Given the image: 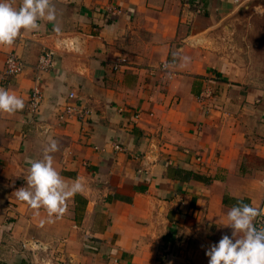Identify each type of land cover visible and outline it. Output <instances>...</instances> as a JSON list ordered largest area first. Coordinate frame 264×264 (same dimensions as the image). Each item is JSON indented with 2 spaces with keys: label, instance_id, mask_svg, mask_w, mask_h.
Returning a JSON list of instances; mask_svg holds the SVG:
<instances>
[{
  "label": "crops",
  "instance_id": "0c3cea01",
  "mask_svg": "<svg viewBox=\"0 0 264 264\" xmlns=\"http://www.w3.org/2000/svg\"><path fill=\"white\" fill-rule=\"evenodd\" d=\"M52 5L55 22L0 46V88L25 104L0 112V264H33V252L71 264H208V247L232 236V206L264 212V0ZM44 50L55 52L50 72L38 70ZM11 53L26 66L7 80ZM37 78L44 99L31 123ZM69 102L92 114L60 122ZM49 137L54 168L83 185L52 221L13 194ZM149 158L158 161L139 173Z\"/></svg>",
  "mask_w": 264,
  "mask_h": 264
},
{
  "label": "clouds",
  "instance_id": "9594fccd",
  "mask_svg": "<svg viewBox=\"0 0 264 264\" xmlns=\"http://www.w3.org/2000/svg\"><path fill=\"white\" fill-rule=\"evenodd\" d=\"M56 21L52 0H22L19 7H13L10 0H0V46H11L21 30L40 28L39 21ZM190 58L183 57L187 62ZM24 100L8 90L0 88V112L14 114L23 110ZM59 151V142L52 137L43 149V158H29L30 165L25 177L26 187L13 193L31 208L45 209L49 220L59 219L66 211L67 200L83 191V185L76 180L69 186L53 166L51 153ZM264 215L257 207L238 201L227 212V223L232 236L223 235L217 243L211 244L206 256L208 264H264V226L257 227V217Z\"/></svg>",
  "mask_w": 264,
  "mask_h": 264
},
{
  "label": "built area",
  "instance_id": "2783aa9c",
  "mask_svg": "<svg viewBox=\"0 0 264 264\" xmlns=\"http://www.w3.org/2000/svg\"><path fill=\"white\" fill-rule=\"evenodd\" d=\"M114 13H118V12H114ZM123 61L125 62V60ZM55 64H56L55 52L52 50H44L39 58L38 70L40 72H50L54 69ZM119 66L120 65H117L115 67V70H118ZM24 69H25L24 61L21 58H19L17 54H11L6 60L5 78L9 80L10 78L21 74L24 71ZM69 98L71 101L76 100L77 99L76 93L75 92L70 93ZM43 99H44V93L40 86V78H37L36 85L32 88L31 98L29 102V115H30L31 123L40 122ZM91 114L92 112L88 107L69 102L65 106L64 110L61 113H59L58 118L60 122L64 123L68 121L70 118L85 120L88 117H90ZM116 149L121 150L122 148L117 146ZM156 161H158V159L149 158V162L144 164L145 166H142V168L139 170V173L148 174L150 172V169L154 167V165L156 164ZM255 223L257 227L264 226V216H261L258 219H256ZM24 247L26 246L24 245ZM32 255L35 259V261H33V264H71L70 262L54 263L48 257H39L37 256V254L35 255V252H33Z\"/></svg>",
  "mask_w": 264,
  "mask_h": 264
},
{
  "label": "rangeland",
  "instance_id": "374dc122",
  "mask_svg": "<svg viewBox=\"0 0 264 264\" xmlns=\"http://www.w3.org/2000/svg\"><path fill=\"white\" fill-rule=\"evenodd\" d=\"M256 18H257V16H256ZM263 23H264V20H263ZM11 54H16V53H11ZM11 54H9L8 56H7V58L11 55ZM20 58V57H19ZM26 66V65H25ZM117 65H115V67H116ZM25 246H27L26 244H25ZM24 247V246H23ZM24 249H26L25 247H24ZM36 250H41V249H36ZM49 253V252H48ZM38 255V254H37ZM49 255H50V253H49ZM45 257H48V258H50V260H52L54 263H57L58 261H57V259L55 258V257H53V256H45ZM33 261H35V259H34V257H33Z\"/></svg>",
  "mask_w": 264,
  "mask_h": 264
},
{
  "label": "trees",
  "instance_id": "16d2710c",
  "mask_svg": "<svg viewBox=\"0 0 264 264\" xmlns=\"http://www.w3.org/2000/svg\"><path fill=\"white\" fill-rule=\"evenodd\" d=\"M188 173V172H187Z\"/></svg>",
  "mask_w": 264,
  "mask_h": 264
}]
</instances>
